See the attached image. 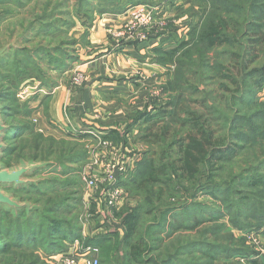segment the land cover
Listing matches in <instances>:
<instances>
[{"label":"trees","instance_id":"trees-1","mask_svg":"<svg viewBox=\"0 0 264 264\" xmlns=\"http://www.w3.org/2000/svg\"><path fill=\"white\" fill-rule=\"evenodd\" d=\"M200 1L209 6L200 25L182 39L175 35L177 27L172 29L170 25L165 35H172L176 47L169 50L157 48L154 51L157 64L175 63L177 70L174 79L165 87V91L170 93V100L158 113L166 123L158 126L151 123L154 115H149L145 110L132 119L143 127L150 123L139 133L140 139L150 148V157L137 166L135 178L130 179L133 184L137 182V193L143 197V202L132 209L113 214L121 226V237L119 233H109L85 239L74 217L67 220L65 215L60 216L53 209L58 203H63L60 200L53 204L49 201L42 203L39 200L21 199L7 191L36 189L42 182H48L37 181L25 188L5 190L14 199L27 202L31 209L12 213L0 208V264H50L51 257L66 252L76 240L84 246L99 249L98 264H239L233 261L234 257L254 254L244 246V241L224 233V224L214 222L227 217L229 224L236 229L264 228V110L262 103L257 101L258 92L264 88V64L254 70L257 76L252 74L254 71L248 73L260 56H264V0ZM152 3L153 0H74L66 7L71 12L60 11L59 16H66L70 20L83 19L91 26L95 16L119 15L135 5ZM48 5L49 2L46 8ZM151 38L154 37L148 40ZM17 48L16 43L2 46L0 51L5 52L0 55V61ZM56 56L60 58L56 69L60 72L69 70L71 64L64 62L65 52L59 51ZM186 71L193 75L196 83L205 78H216L218 91L223 97L214 96L217 105H214L212 112L208 109L212 116L204 106H201V111L187 107L184 110L186 92L190 88H197L184 78ZM8 89H15L11 80ZM5 92H0V102L6 99V103H13V93ZM218 99L219 108H226L232 116L223 122L221 128L216 119L222 116L217 108ZM0 107L2 122L7 127L0 163L7 169L22 162L43 164L33 176L46 170L50 164L37 157L30 160L18 158L15 164L4 162L5 158L6 161L12 160L24 150V147L16 149L6 143L20 140L23 134L33 131L31 128L28 130L25 124L7 126L4 122V117L15 118L23 107L21 110L18 105L5 107L0 104ZM216 113L220 116L215 117ZM240 122L248 127L242 129ZM36 137L47 139L41 133H37ZM110 138L116 140L115 137ZM50 150L51 147L48 148V155L51 154ZM74 151L73 147L70 152ZM82 156H69V160L77 164ZM63 160L58 161L59 165L65 162ZM221 175L225 180L215 182ZM200 179L202 183H199ZM123 181L119 178L117 186L127 188L130 182H127L128 179ZM179 184H185L191 190L182 193ZM197 191L203 196L201 201L195 195ZM167 194L172 198L177 195L184 198V202L180 203L181 209L164 207L159 210L162 211L159 213L160 219L156 216L152 218L156 223L139 231V211L157 210L155 204H162L163 196ZM203 200H210L212 204L206 205L202 203ZM163 211L171 214V221H167L168 216L164 218ZM179 215H184L187 223L180 221ZM251 220L253 223H250ZM203 224L211 225L202 227ZM183 229L198 233L182 241L178 235ZM117 237L121 242V256L109 260L112 248L108 244ZM102 254L104 259H101Z\"/></svg>","mask_w":264,"mask_h":264},{"label":"rangeland","instance_id":"rangeland-1","mask_svg":"<svg viewBox=\"0 0 264 264\" xmlns=\"http://www.w3.org/2000/svg\"><path fill=\"white\" fill-rule=\"evenodd\" d=\"M73 1L74 0H0V48L6 43H16L18 47L17 50L10 51L8 56L0 61V92L6 91L5 93L7 94L8 91H10V93H13L14 104L11 102L6 103V99L1 100L0 104L5 107L18 105L20 110L23 107L19 113L15 114V118L10 119L4 117V122L7 126L25 124L28 126V130L31 128L33 131H28L23 134V138L20 140L6 143L8 146H15L16 149L24 147V150L20 155L13 157L12 160L6 161L7 158H5L4 162L15 164L18 158L30 160L37 157L40 161L45 160L50 164L46 170L38 172L32 177L33 181L36 183L37 181L41 182L44 180H47V183L42 182L44 184L41 183L39 185L40 187L36 189H29L26 191L9 189L7 191L12 193L13 196H18L21 199H30L32 201L39 200L42 203L49 201L50 204H53L55 201L60 200L63 203H58L57 207L53 209L57 210L58 215H65L67 220L74 217L80 225L82 237L85 239L94 238L96 235H109V233L116 235L119 233L121 237V226L119 221L113 218V214L120 213L122 210L132 209L143 202V197L138 196L137 193V182L135 185L130 182V179H132V177L135 178L134 173H137V166L142 161L146 160L147 157H150V148L140 139L141 135L139 134L140 130L144 127H148L150 123H147L146 126L143 127L140 122L132 121L133 123L131 122L128 127L123 129L125 135H127L126 141L129 145L126 147L127 153L128 155L134 154L135 157L133 160H136V162L134 161L132 168L127 175L122 178V180L125 181L128 179L127 182H130L127 184V188H123L121 185L119 187L122 191L123 198L115 205L116 208L110 211H104L101 209V205L97 206L95 203L92 205V202H88L84 186L79 176L81 169L87 162V149L90 148V145H86L85 148V146L78 145L80 143L76 140H72L69 136L52 137L53 139L46 136L49 140L45 138L41 140L36 137V134H39L40 130L35 127L39 121L38 115L35 113L34 109L37 107L35 102L38 101L37 96L40 95V88L43 89L44 92L52 90L53 87L57 85V81L63 73L56 69L58 65L57 61L60 60L56 54L59 51L65 52L66 56L64 57V62H66L67 65L71 64L69 67L70 70L78 61L87 43V37L91 26L86 20H70V18L66 16H59L60 11L71 12V10L66 7H69ZM184 1L188 3V7L184 9L178 0H153L154 4L139 5L157 7L158 13H160L159 16H165L172 21L173 23L170 24L172 29L177 27L175 33L186 34L187 38V34L192 29L197 28L203 21L209 11V6L200 0H183V2ZM47 2H49L48 8H46ZM161 6L166 8V10L163 8L162 11L159 10ZM95 17L94 19L97 18ZM117 31L118 29H114L109 32L110 44L112 46L111 51L114 52L120 51L127 43H131L123 42L124 39L119 37H117L115 40L116 42H114L111 32ZM243 41L245 43V40ZM177 56L178 55L175 57L178 58ZM263 64L264 56L262 57L261 55L248 73L257 70L259 67L263 66ZM160 66L165 70L163 77H166V80L161 81L158 85L150 87L148 92L149 102L145 109L142 108V111L145 110L149 115H154L150 122L157 123L156 126L166 123L164 122L166 120L159 117L160 115L158 113L166 107V104L170 100V93L165 91V87L168 82L174 79L177 70L176 64L171 62L162 63ZM252 74L254 76L258 75L255 71L252 72ZM135 76H137L139 80H149L145 74L139 71H136ZM192 76L190 72H185L184 78L190 82L192 86L195 85L197 88L196 90L190 88L189 92H186L183 99L184 110L186 111L187 108L190 110L196 108L198 111H201V106H204L207 110L209 109L212 112L214 105H217L214 96L218 95L219 98L223 97L221 92L218 91L216 78L212 80L210 78H205L202 82L196 83ZM10 80L15 89H8ZM83 83L81 85H83ZM211 92L212 94L209 95ZM257 99L258 103H262V109L264 110V88L258 92ZM202 100H204V102H200ZM219 105L218 99L217 108L222 116L219 117L220 115L216 113L215 117H219L216 119L219 120L221 128L223 122H226L227 119L229 120L232 116L230 112H227L226 108H219ZM209 110L208 114L212 116ZM35 121H37V123ZM241 122L240 125L242 129H246V127H248L247 124H242ZM50 141L54 143L52 144ZM49 147H51L50 155H48ZM73 147L75 151L71 153L70 150L73 149ZM63 149H65L64 155L62 154ZM81 154L83 156L79 163L73 164L71 160H69V156L72 158ZM64 157L69 161L63 160ZM59 160L65 162L59 165ZM224 180L225 178L221 175L214 181L221 183ZM202 182V179H200L199 183ZM179 186L182 193L183 191L191 190V187L185 184H179ZM195 195L200 201L203 199L199 191L195 192ZM183 202L184 198L181 199L178 195L172 198L167 194L163 196L162 204H155L157 210L148 212L147 210L141 209V211H139L140 225L138 226V230H143L152 223H156V221L153 222L152 218L156 216L155 218L160 219L159 213L162 211L159 210L167 206L181 209L180 203ZM202 203H206V205L212 204L210 200H203ZM223 211L226 210L223 209ZM163 212L165 215L164 218L168 216L169 220L167 221H171V214H169L168 211ZM104 213L110 216H105ZM179 219L183 223H187L184 215H179ZM228 221L229 218L227 217L226 219L218 218L214 223L224 224L226 226L224 233H230L236 240L244 241V246L250 248L254 253L252 256L237 255L233 258V261L236 260L239 264H260V259L264 261V228L257 230V228L252 227L251 229L245 228L240 230L234 228L233 225L232 227ZM250 223H253V221L251 220ZM209 225L211 224H203L201 226L208 227ZM183 231L178 235L179 238H182V241L198 233L194 231L189 233V231H185L184 229ZM120 243L118 237L115 240L111 239V242L108 244V246L112 248L111 257L108 258L109 260H115V258L121 256L122 247ZM101 259H104V254H102Z\"/></svg>","mask_w":264,"mask_h":264},{"label":"crops","instance_id":"crops-1","mask_svg":"<svg viewBox=\"0 0 264 264\" xmlns=\"http://www.w3.org/2000/svg\"><path fill=\"white\" fill-rule=\"evenodd\" d=\"M178 1L183 9L188 7L185 1ZM124 15L125 12L106 14L94 19L87 45L74 67L62 73L52 90L44 92L40 88L34 111L39 121L35 127L43 136H69L86 148L92 141L85 132L92 131L102 139L121 143L125 148L129 146L123 129L138 112H142V108H146L150 87L166 80L164 68L155 62L154 51L157 48L173 49L177 43L172 35H164L136 45L127 44L117 52L111 51L109 32L122 26ZM175 35L182 39L186 34L177 32ZM136 71L145 74L149 80H139ZM74 73L83 76V85H72ZM130 156L132 160L135 157L134 154ZM260 264H264L261 259Z\"/></svg>","mask_w":264,"mask_h":264},{"label":"built area","instance_id":"built-area-1","mask_svg":"<svg viewBox=\"0 0 264 264\" xmlns=\"http://www.w3.org/2000/svg\"><path fill=\"white\" fill-rule=\"evenodd\" d=\"M159 14L157 7L146 5L131 7L125 12L124 22L118 28L119 32H111L113 41L116 42V38L119 37L126 43H143L150 37L158 39L164 36L173 22ZM83 80L81 74L74 73L71 82L73 86H79ZM85 133L90 136L92 144L87 149V162L79 176L88 202L101 205L104 211H110L116 208L115 205L123 198L117 181L127 175L134 161L123 144L102 139L94 132ZM98 258V248L84 246L76 240L66 252L51 257L50 264H98Z\"/></svg>","mask_w":264,"mask_h":264},{"label":"water","instance_id":"water-1","mask_svg":"<svg viewBox=\"0 0 264 264\" xmlns=\"http://www.w3.org/2000/svg\"><path fill=\"white\" fill-rule=\"evenodd\" d=\"M4 52L5 50L0 51V55H2ZM6 130L7 127L3 124L0 115V159L5 148L3 138ZM42 167L43 164L22 162L14 168L7 169L0 163V208L12 213L30 210L31 206L27 202H20L19 199H14L13 196L7 193L5 190L8 188H25L31 184H35L36 182L31 178L35 171Z\"/></svg>","mask_w":264,"mask_h":264}]
</instances>
